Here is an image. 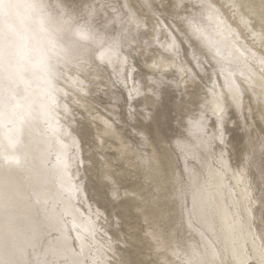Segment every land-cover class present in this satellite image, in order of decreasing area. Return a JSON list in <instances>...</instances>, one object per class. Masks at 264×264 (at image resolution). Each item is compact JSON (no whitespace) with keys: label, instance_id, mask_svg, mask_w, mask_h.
Here are the masks:
<instances>
[{"label":"rangeland","instance_id":"374dc122","mask_svg":"<svg viewBox=\"0 0 264 264\" xmlns=\"http://www.w3.org/2000/svg\"><path fill=\"white\" fill-rule=\"evenodd\" d=\"M50 3L72 25L87 27L92 40L82 43L65 31L60 42L66 51L57 65L52 96L44 99L29 96L25 103L30 107L22 119H13L10 124L0 122V135L11 134L18 141L14 155L19 156V161L5 164L0 160V171L12 172L22 182L19 190L22 196L18 200L25 209L19 214L26 217L28 228L27 233L18 237V243L12 246L0 243V264H122L120 253H113L118 243L113 237L118 233L111 224L119 217L124 218L122 223H131L124 217L128 213L124 210L125 203L116 200L118 193H111L110 178L90 183L83 170L89 151L94 161L87 165L88 169H101L102 163L108 164L126 179L135 177L134 181L140 171L116 160L115 151L109 148L112 140L107 139L104 142L107 149H102L94 127L89 125L88 129L82 124L88 113L95 117L102 115L145 162L148 154L144 142L152 136L153 127L152 110L141 102L144 96L152 98L165 122L162 134L169 140V152L178 170L184 224L179 233L181 243L187 244L190 241L187 239L193 236L204 247L203 259L196 263L192 258L191 264H235L242 257L243 246L250 242L255 254L264 253V248L260 249L264 245V47L247 31L234 28L236 11L232 0H72L70 3L50 0ZM162 35L170 43L166 41L163 46L159 41ZM190 40L204 48L199 62L194 58L198 57L196 54L191 55L192 50L187 54ZM172 58L191 68L183 75L175 68L159 67V60L169 62ZM190 96L200 105L193 116L188 115V109L180 107ZM37 110L40 114L35 113ZM142 128L146 134L139 131ZM240 153H243L242 171L255 219L247 226L248 243L228 235L232 230L227 229L229 222L223 217L228 211L220 203L221 194L214 190L217 179L212 174H225L226 190L231 191L224 200L233 205L231 202L237 197L236 192L231 193L235 154ZM216 184L218 189L219 183ZM129 186L130 182H126L125 187ZM224 189L222 186L220 191ZM205 207L206 215L202 212ZM232 207L233 222L239 225L244 221L241 213L238 214L239 207ZM76 214L84 219L81 223L74 222ZM2 215L0 211L1 218ZM191 243L194 249V242ZM150 253L145 258L153 260ZM244 259L248 262L243 260L244 264L254 263L250 256V262L247 257Z\"/></svg>","mask_w":264,"mask_h":264},{"label":"bare ground","instance_id":"6f19581e","mask_svg":"<svg viewBox=\"0 0 264 264\" xmlns=\"http://www.w3.org/2000/svg\"><path fill=\"white\" fill-rule=\"evenodd\" d=\"M68 1L70 3V1H72V0H68ZM85 1H87V0H85ZM232 2L234 5V8H235V11H236L235 18H234L235 19L234 28H237L243 32L247 31L248 32L247 34H249L251 37H253L259 44H261L264 47V0H232ZM151 3L152 2H150V4ZM153 3L151 5H153ZM72 5H74V4H72ZM163 35H165V34H163ZM163 35L160 37L159 41L164 46L166 44L167 40H166V38H164L165 36H163ZM150 36H153V35L150 34ZM146 37H148V34L146 35ZM152 38L154 39V37H152ZM148 40H150V39H148ZM155 40H156V38H155ZM175 40H176L175 42H177V44H178L177 39H175ZM190 41L191 42H187V46L190 47L189 48L190 50L188 49L187 54L188 53L190 54V51L192 50L193 54H191V55L194 56L196 54V56H198V57H194V58L197 61L198 60L200 61L201 55L204 52V48L198 42H195V40L194 41L190 40ZM151 42H153V41H151ZM168 42L170 43V41H167V43ZM175 58H172L169 62L159 60L158 65L161 69L163 68L162 70H164L165 68L171 67L170 70H173L175 68V70L177 69L181 73H183V72L185 73L186 69L191 68L190 66H189V68H187V65L184 66L183 64H179L175 60ZM107 59H109V57H107ZM152 70L156 71L155 69H152ZM170 70H167V72L169 73ZM120 72L121 71H119L118 74H120ZM184 73H183V75H184ZM174 74H175V72H174ZM96 75H98V77H100L99 73H96ZM191 82L194 83L192 80L190 81V83ZM195 87L197 89V85ZM81 90H83V89H81ZM193 98H194L193 96H190V100L188 99L187 102L184 100L182 102V104H180L181 109L186 108L189 110V112H188L189 116H193L195 113H197V106L199 105V103L193 102V100H192ZM229 100H231V99H229ZM231 101L236 103L238 101V99L237 100H231ZM35 102H36V100H35ZM141 102L145 107L152 110V118L150 121V125H151V127H153L152 128V136L149 138L147 137L146 141L144 142V145L146 148V153L148 154V158L146 159L145 162L140 158L138 152H136L134 150V148L128 144L127 140L121 134L118 133L117 129L115 128V125L112 124V122L105 119L102 115L95 117V114L92 113V115H90L88 113L89 115L88 114L86 115L87 118L86 117L83 118L84 124L81 123L82 125H84L85 128H88L89 125H92L94 127V129L96 131V134H94V135H96L95 137H96L97 143L102 147V149L106 148V146L104 145V142L107 141V139L112 140L113 143L111 142L112 144H111V147H109V148L111 150L115 151L116 160H119L120 163L123 162L124 163L123 165L128 166V168H130V169H135V171L136 170L140 171L141 174L139 173V176L136 177L138 179L135 181L133 180L135 177L131 178V179H126V177H124L123 173L119 172L118 170H114L112 167H110V165L104 164V163L101 164V166H100L101 169H98V167L97 168L92 167V169H88L89 167H87V165H92V162L94 161V155L92 152L90 153L87 149H85L88 151V153H87V162H85L86 169L83 170L84 176L87 179H89L90 183H94V182L99 183V182H102V180H104V179L110 178V181L112 182L111 183L112 184V192L111 193H114V192L118 193L119 195H117L118 197L116 200L117 201L120 200V201H123L125 203L124 204L125 205L124 210H127L128 213H126L124 211L125 212L124 217L126 219H129L131 221V223L127 224V223H125L126 221L124 223H122V221H124L123 220L124 218L119 217V218L115 219L116 218L115 217L114 218L115 221L111 224L112 229L118 233V234L116 233L117 235L114 234L116 236V238L113 237V239H115L118 242L117 243L118 245L116 244V247L114 248L115 252L113 251V253H118V252L120 253L119 258H120V261L122 264H191L192 258H194L196 263H198L197 260H199L200 258L203 259V255L205 253L204 247H202L201 240L197 237H196L197 239H193V236H191L190 239H187L190 241H188L187 244L182 245L183 244V243H181L182 239H180V237H179L180 231H183L181 229V227H183V225H184L183 224V212H182L183 203H182V199H181L182 197L179 196V194H178V183H179V181H178L179 180L178 170H177L176 164L173 161L171 154L169 152V148H168V145H169L168 141L169 140H168V138H166L162 134L163 133L162 131L164 128L163 123H165V122L162 120V118H160V115H158L159 112L157 111V109H155V103H153V100L151 97L144 96V98H143V100H141ZM51 104H52V102H51ZM238 104H240V102ZM41 106H43V105H41ZM29 107H30V105H28L27 109ZM34 108H35V106H34ZM251 109L252 108H250V110ZM108 111L113 113V111H111V110H108ZM35 113L38 114L39 111L37 110ZM35 113H32L31 115H35ZM51 114H52V112H51ZM189 116H188V118H189ZM46 119H48V118H46ZM36 120H38V119H36ZM167 120L170 121V119H168V117H167ZM167 120H165V121H167ZM33 121H35V120H31V122H33ZM95 121H98V122H95ZM22 128H24V127H22ZM32 129H33V127H32ZM0 131H2V129ZM139 131L146 134L145 128H142ZM34 135H35V133H34ZM49 136H52V135H49ZM26 137H28V136H26ZM36 141H38V138L36 139ZM114 141H115V143H114ZM30 145H32V143ZM37 145H38V143H37ZM37 145H35V147ZM52 146H53V144H52ZM84 146H85V144H84ZM42 147H44V146H42ZM85 148H86V146H85ZM37 149H39V148H37ZM61 154H62V152H61ZM242 155H243V153L235 154L236 165H235V167L233 166L235 169L234 170L235 173H233V177H232V183H233L234 191L231 192L232 194L234 192H236L235 194L237 196V197L235 196L236 199H234V197H233L234 201L231 203H233V205H237V207H239L238 209L240 210V212H238V214L241 213L242 216L240 214L239 215L244 220L242 223L238 222V223H240L239 225L234 224L236 221L233 222L235 220V218L233 219V217H234L232 215L233 213H231V210L233 209V207H232L233 205L230 204L229 202L226 203L224 200V196L226 194H228L229 191H231V190H226V183H225L226 178L224 177L225 174L222 172H220V173L212 172V174H215L214 175L215 179H217V182L214 181L215 182L214 190L216 192L219 191V193L221 194L219 196L220 203H222L224 208L228 211V213H225L223 217L225 218V221L229 222L226 226L227 229H229L230 231L232 230V231L231 232L229 231L230 233L229 234L227 233V234L233 236V238L237 241L243 240V241L248 243V241H246V238L250 233H247L248 232L247 226L249 223L251 224V222L253 221L254 213L251 212V210L253 208L252 207V201H251V199H249V197H251V195H249V191H248V187H247L248 185H247V182L245 180L244 172L242 171L244 169L242 159H241ZM101 162H103V161H101ZM19 164H21V163H19ZM61 170H62L63 176L65 177L66 176L65 171L63 169H61ZM17 171H19V170H17ZM20 172H21V170H20ZM231 172H232V170H231ZM31 178H32V176H31ZM123 178H125L126 181H124ZM132 181H134V183L131 184ZM36 182H38L37 179L35 180V183L33 182L34 185L36 184ZM126 182H130L129 187H125ZM216 183L220 184V185L218 184V189H217ZM219 186H221V187H219ZM222 186L225 189L223 191H220V189H222ZM36 187H38V186L36 185ZM41 187H42V184H41ZM43 188H45V187H43ZM21 189H22V182L16 178L15 174H13L12 172L3 173L0 171V211L3 214L2 218L0 217L1 218V221H0V243L6 244L9 246H12L14 243L16 244L18 237L22 236V233L25 234L28 232V228L25 225L26 217L23 216L24 214L23 215L19 214V213H21V211L23 209H25L22 207L23 205L18 200L19 197L22 196V194H20L22 191L19 193V190H21ZM249 189H250V187H249ZM44 191H43V194H44ZM212 191H213V187H212ZM43 197H44V195H43ZM46 197H48V196L46 195ZM230 198H232V197H230ZM40 199H42V198H40ZM211 200H213V199H211ZM230 201H232V200H230ZM26 204H28V203L26 202ZM197 204H199V203H196V205ZM119 207H120V205H119ZM207 207L203 208V210H202L204 215L207 214V211H206ZM72 208H73V206H72ZM121 208H122V206H121ZM235 208L236 207H234V209ZM80 215L76 214L74 222H77V223L80 222L81 223L84 220L82 218V216H80ZM56 221H57V219H56ZM223 221H224V219H223ZM32 222L33 221H31L30 223L32 224ZM28 224H29V222H28ZM35 227H36V225L34 224V226H32V229L34 230ZM226 231H228V230H226ZM111 234H112V232H109V235H111ZM228 235H227V237H229ZM181 236H182V234H181ZM5 237H7V239ZM26 238L27 237H25V239ZM31 238H32V236H31ZM251 238H253L252 235H251ZM251 238H250V241H251ZM54 239L56 240L57 238H54ZM234 239H233V241H235ZM253 239H255V237ZM3 240H5V241H3ZM21 240H23V239H21ZM230 240L232 241V238ZM184 241L186 243V240H184ZM191 241L194 242V245H195L194 249H193V243H191ZM17 243H18V241H17ZM113 243H114V241H113ZM104 244H105V241H102L101 245L104 246ZM242 244L243 243H241V245ZM130 245L132 247H130ZM53 246H55V245H53ZM110 246H112V245H110ZM234 246L236 247L235 244H234ZM252 246H253L252 242H250L249 245L247 244V246H245V247L243 246L242 257L238 258V259H240V261L235 262V264H244L243 260L246 261V259H244V257H247V260L250 262V260L248 259V256H250L251 261L253 259L254 263L252 262V264H264V253L255 254V252L252 250ZM51 247H52V244H51ZM100 247H102V246H100ZM117 247H118V249H117ZM5 248H7V247L5 246ZM133 248H134V250H133ZM263 248H264V245L261 244L260 249H263ZM1 250L2 249H0V251ZM149 251H151L150 255L152 254V256H154L153 260H148L145 258V255H147ZM233 251H234V248H233ZM17 252H18V250H17ZM235 253H236V251H235ZM0 255H2V254H0ZM150 255H149V257H150Z\"/></svg>","mask_w":264,"mask_h":264},{"label":"clouds","instance_id":"9594fccd","mask_svg":"<svg viewBox=\"0 0 264 264\" xmlns=\"http://www.w3.org/2000/svg\"><path fill=\"white\" fill-rule=\"evenodd\" d=\"M65 31L82 43L92 40L87 27L72 25L53 10L50 0H0V122L22 119L29 96L51 97L66 51L60 42ZM17 147L11 134L0 135V160L19 161Z\"/></svg>","mask_w":264,"mask_h":264}]
</instances>
